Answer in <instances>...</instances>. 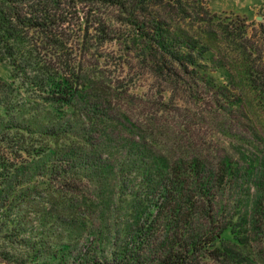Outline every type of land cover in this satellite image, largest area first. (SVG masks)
<instances>
[{"label": "trees", "instance_id": "1", "mask_svg": "<svg viewBox=\"0 0 264 264\" xmlns=\"http://www.w3.org/2000/svg\"><path fill=\"white\" fill-rule=\"evenodd\" d=\"M201 1L0 0V264H264V139L230 125L264 113V26ZM107 44L120 89L148 81L123 88L148 117L124 160L98 111ZM161 119L192 125L186 155H157ZM211 123L237 159L204 151Z\"/></svg>", "mask_w": 264, "mask_h": 264}, {"label": "rangeland", "instance_id": "2", "mask_svg": "<svg viewBox=\"0 0 264 264\" xmlns=\"http://www.w3.org/2000/svg\"><path fill=\"white\" fill-rule=\"evenodd\" d=\"M191 0H186V6L189 5ZM203 5L209 9L211 12H231V13H241L247 19L249 20V23L251 25V28L257 27V24L261 23L264 26V0H203ZM260 19V20H258ZM105 50L110 52L108 55V62L105 65L103 70L106 75V80L109 82H112L111 89L109 91L113 95L114 98H106L103 95V99L107 100V102L110 100L111 103H103L102 109L99 107V112H103L104 117H102L106 122L107 125L110 126V132H108V138L109 142L105 145V153L106 154H112L113 152L117 154L118 159L124 160L128 156L131 157V154L128 153L124 143L123 138H125V134H129L127 131L130 126L128 123H137V125H143V119L148 117L144 114V109H142V105L138 103L132 108V113L128 112L126 110L128 107H126V99L124 97V87L127 85L131 87V90L129 91V94L132 92H139L142 91L143 88H146L148 81H145L144 77L139 76L138 72L132 73V81L122 84L123 88H119V82L114 79V76L117 75L122 66L124 65V55H122L121 49L115 45V44H107L105 46ZM147 79V78H146ZM106 89L104 90V92ZM123 93H121V92ZM103 93V92H102ZM123 96V97H120ZM133 98V97H131ZM120 100V101H117ZM247 110H246V116L247 118L242 117L241 125L236 124L235 122L230 123L232 127L239 128L238 130L241 131L244 134L248 133H255L257 137L264 139V113L260 110L256 109L255 107H251L250 105L246 104ZM101 109V110H100ZM134 112V113H133ZM146 113V112H145ZM157 118V117H156ZM166 119H161L159 124H156L155 127L151 128L153 138V142H156V146L154 150L156 151L157 155L159 156H167V153L173 152L178 153L179 155H186L189 152V149L185 144L179 143L178 140L184 139L185 137L188 138L186 140L195 142L196 138L193 136L192 138L189 137L190 132L193 133L192 129L189 127L192 125L189 124L187 126V123L185 124L184 121H178V123L175 122L173 119L172 121L166 123L164 122ZM159 121V120H158ZM212 122H215L214 119H212ZM214 124L211 123L208 126V138L209 142L211 143V147H205L204 151H206L211 157H214L215 159L223 158V156H230L234 160L238 158L235 151L231 149V147L227 144L229 141L225 138L224 145H221L220 150L216 151L214 143V139L221 138L219 136L218 132L214 128ZM111 128L113 130H111ZM190 128V130H189ZM233 132H236L237 129H233ZM135 132V130H134ZM133 135V134H131ZM134 136V135H133ZM135 137V140L138 141L139 137ZM201 137V136H200ZM128 138V135L126 136ZM190 138V139H189ZM202 138V137H201ZM186 141V142H189ZM154 144V143H153ZM201 145L204 146V139L201 140ZM264 146V145H261ZM176 148V149H175ZM101 154L100 156L103 159H107L108 157L103 155L101 151H99ZM173 153H171L173 155ZM131 180H134L133 183ZM139 176L125 178L123 182H118L116 184V194L117 196L121 197L122 195H126L130 191H137L141 189L139 186Z\"/></svg>", "mask_w": 264, "mask_h": 264}, {"label": "water", "instance_id": "3", "mask_svg": "<svg viewBox=\"0 0 264 264\" xmlns=\"http://www.w3.org/2000/svg\"><path fill=\"white\" fill-rule=\"evenodd\" d=\"M258 20H260V19H258Z\"/></svg>", "mask_w": 264, "mask_h": 264}]
</instances>
